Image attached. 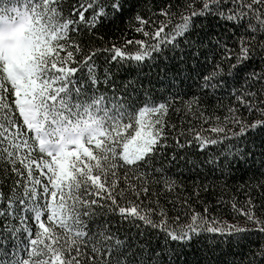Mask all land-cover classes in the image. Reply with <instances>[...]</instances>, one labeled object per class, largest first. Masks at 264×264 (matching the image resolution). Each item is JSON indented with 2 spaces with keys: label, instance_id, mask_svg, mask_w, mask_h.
<instances>
[{
  "label": "snow or ice",
  "instance_id": "obj_1",
  "mask_svg": "<svg viewBox=\"0 0 264 264\" xmlns=\"http://www.w3.org/2000/svg\"><path fill=\"white\" fill-rule=\"evenodd\" d=\"M0 264H264V0H0Z\"/></svg>",
  "mask_w": 264,
  "mask_h": 264
},
{
  "label": "trees",
  "instance_id": "obj_2",
  "mask_svg": "<svg viewBox=\"0 0 264 264\" xmlns=\"http://www.w3.org/2000/svg\"><path fill=\"white\" fill-rule=\"evenodd\" d=\"M119 30H126L125 29V25L123 23L119 24V25H107L106 27H104L103 29H101V31L105 34V39H109L110 37L113 36V34L115 33V36L118 37L119 36ZM129 37H131L133 35V33L129 32L128 33ZM136 38H140L138 35L136 36ZM172 121L174 123H176L179 126V120L177 119V117L175 115H172ZM185 127H187V124H185ZM171 153L169 152L168 155H170ZM180 155L183 156V152H180ZM173 163L177 164L178 167H182L183 166V161L182 160H177V161H173ZM172 171H176V169H172ZM249 177V173H243V174H238L237 176L231 178L228 180V185L230 186H234L236 185L237 182H244L246 180H248ZM258 177V173L256 174L255 177H253L254 179ZM181 179L183 180V182L185 183L186 187V192L190 193L192 190V180L196 179L193 176L188 175V173H184L183 176L181 177ZM235 192L234 187L232 188L231 192L225 193V198L227 199L232 193ZM255 194V193H254ZM240 199H243V194L240 193L239 194ZM207 198L208 199H213V194L212 193H208L207 194Z\"/></svg>",
  "mask_w": 264,
  "mask_h": 264
}]
</instances>
